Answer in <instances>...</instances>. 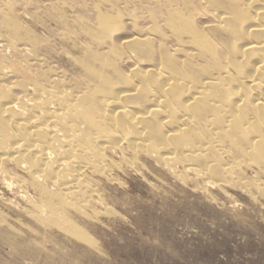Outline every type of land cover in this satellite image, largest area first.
I'll list each match as a JSON object with an SVG mask.
<instances>
[{
	"label": "bare ground",
	"instance_id": "bare-ground-1",
	"mask_svg": "<svg viewBox=\"0 0 264 264\" xmlns=\"http://www.w3.org/2000/svg\"><path fill=\"white\" fill-rule=\"evenodd\" d=\"M133 175L264 198V0H0L12 257L87 263Z\"/></svg>",
	"mask_w": 264,
	"mask_h": 264
},
{
	"label": "rangeland",
	"instance_id": "rangeland-1",
	"mask_svg": "<svg viewBox=\"0 0 264 264\" xmlns=\"http://www.w3.org/2000/svg\"><path fill=\"white\" fill-rule=\"evenodd\" d=\"M162 179L151 177L152 186L133 175L115 191L123 216L103 220L109 228L97 235L101 249L83 264H264L263 197L232 186L211 188L206 196ZM2 240L0 264H30L17 263ZM67 253L70 263L64 264H79L73 261L76 254Z\"/></svg>",
	"mask_w": 264,
	"mask_h": 264
}]
</instances>
